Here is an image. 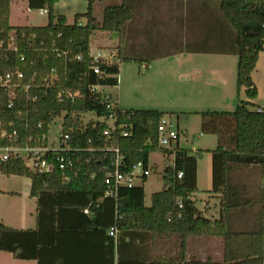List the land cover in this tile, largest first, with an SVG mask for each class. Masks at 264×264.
Wrapping results in <instances>:
<instances>
[{
	"label": "trees",
	"instance_id": "trees-1",
	"mask_svg": "<svg viewBox=\"0 0 264 264\" xmlns=\"http://www.w3.org/2000/svg\"><path fill=\"white\" fill-rule=\"evenodd\" d=\"M217 1L220 13L233 29L235 38L233 46L227 49L225 25L218 23V33L222 36L215 38L208 32L209 38H213L209 39L212 47L208 53L237 54L238 91L244 88L249 101H239L234 112L200 113L201 132L217 138V147L210 151L213 171L211 193L221 195L222 217L211 221L202 217L193 200L197 191L198 158L179 145L175 149L159 145L160 121L173 113L126 111L117 103L112 104L108 95L93 90L98 86H118L120 69L119 63L106 62L100 67L101 75L93 72L92 36L98 30L121 33L133 19L132 8L127 4L108 6L104 9L101 23H98L93 15L95 0H88L87 11L75 15L74 22L68 24L65 16L55 13L59 0H29L30 9L47 11L48 24L43 27H13L10 25L12 0H0V77L21 71L24 74L19 82L21 87H30L28 91L22 88L16 91L11 107L8 91L0 88L2 129L9 135L17 131V145L25 146L30 137L36 140L42 136L48 138L51 124L64 114L60 140L63 141L65 135L70 136V141L63 146L76 150L68 156L74 161V170L77 171V175L72 170L39 174L30 170L22 158L0 161L2 175L31 180L30 197L38 202L35 229L17 230L0 224V252L9 253L18 260L36 261L37 264H72L63 257V249L64 241H72L74 230L63 220L65 216L76 214L85 222L83 227L86 231L96 229L101 247L107 249L115 246V239L108 234L111 227L116 226L120 232L118 248L125 246L127 237L130 241L126 245L133 244L134 234L129 230L138 228L151 237L155 233L177 235L178 258L182 262L185 261L188 239L207 236L222 239L223 264H263L264 191L259 211L253 216H242L241 210L254 208L255 202L242 197L247 186L237 178L244 174L245 167L261 166L264 170V107L251 102L258 96L252 74L264 50V0ZM83 19L86 22L80 26ZM214 28L215 32L217 27ZM11 44L15 49H9ZM131 60L122 58L125 62ZM52 71L56 77L53 80ZM69 94L80 96L71 99ZM59 95L63 99L61 102ZM89 112L105 121L84 124L82 116ZM109 120H113L112 126L108 124ZM39 124L41 128H38ZM106 130L110 132L109 136H105ZM124 132L128 133L126 137ZM0 145L10 146L12 143L5 139L0 140ZM115 149L120 151V170L123 173L129 172L139 162L148 167L149 156L153 152L174 156V165L167 166L163 173V189L151 197V207L145 206L143 186L122 188L117 198L106 197L105 178L115 168ZM180 172L183 175L178 179ZM146 178L141 181L144 183ZM85 210L89 216L84 214ZM241 220H244L245 227L240 224ZM234 221L240 228H235ZM99 246L95 245L96 248ZM129 263L161 264L154 259ZM118 264H125L120 254Z\"/></svg>",
	"mask_w": 264,
	"mask_h": 264
},
{
	"label": "rangeland",
	"instance_id": "rangeland-1",
	"mask_svg": "<svg viewBox=\"0 0 264 264\" xmlns=\"http://www.w3.org/2000/svg\"><path fill=\"white\" fill-rule=\"evenodd\" d=\"M116 1L118 0H111V3ZM144 2L140 7L132 8L136 17L133 22L126 24L123 28L125 58L129 57L132 60L122 61L120 88L116 86L97 87V90L106 94L110 92L112 101L119 103V108L126 111L159 110L173 113L167 116V120L173 124L174 128L180 129L179 146L196 156L200 170H203L209 160L208 153L217 147L215 144L217 138L211 134H199L202 120L199 115H193L187 119V115L182 114L188 110L197 109L194 108L195 105H192L193 101L208 97L207 91L200 94L201 89L195 90L194 82L190 80L193 78L191 74L193 69L197 67L206 69L208 71L204 73L207 75H210L211 70H215L227 78L229 86L226 89V95L229 97L231 94V103H224L217 109L218 111L234 112L239 101H249V99L244 88L238 91L237 54L222 57L223 59H218L219 57L214 55H203L201 58L204 62H201L200 56L190 57L186 54L193 51L208 52V49H211L212 43L207 42L206 37L208 32L213 34L216 22L225 25L227 40L225 47L227 49L233 46L234 31L221 15L220 3L217 0H144ZM181 2L197 4L196 9L185 8ZM84 3L87 2L73 0L68 5L70 9L77 7L79 9L84 7ZM126 3L129 6L134 5L132 0ZM19 4L21 7V0ZM103 5L98 4L95 10L98 22L101 21ZM29 17L34 25H43L47 21V16L40 15L38 10L30 11ZM19 23L14 21L13 24L17 26ZM119 37L116 33L96 31L92 36L91 52L100 51L103 56H106L112 48L119 45ZM205 48L207 49L201 51ZM262 93L261 98H256L251 102L264 107V86ZM63 118L64 114H61L50 126L48 143L52 148H58L60 145ZM82 121L87 124L91 121L104 122L105 120L89 112L82 116ZM113 123V120L108 121L110 126ZM178 142H174L169 149H175ZM173 160V155H165L161 151L150 154V166L155 168H151L149 184L146 188L147 206L151 205L152 193L162 189L164 170L167 165H173ZM244 169V174L237 178L240 183L247 186L242 197L253 200L255 207L241 210V213L242 216L247 214L253 216L261 207L264 170L261 166ZM138 182L140 181H136ZM29 190L28 178L7 177L0 172V224L21 228L33 226L35 204L29 198ZM11 193L16 195H11ZM198 197L208 199L202 190L198 193ZM240 222L243 226L244 220ZM0 264H37V262L14 259L11 254L0 252Z\"/></svg>",
	"mask_w": 264,
	"mask_h": 264
},
{
	"label": "crops",
	"instance_id": "crops-1",
	"mask_svg": "<svg viewBox=\"0 0 264 264\" xmlns=\"http://www.w3.org/2000/svg\"><path fill=\"white\" fill-rule=\"evenodd\" d=\"M19 1L20 0H12L11 2V12H10V25L11 26L13 27H43L48 24V16L45 13L41 14L42 10H38V11L40 15L47 16L46 23H44L43 25L32 24L30 17H29V13L30 11H36V9L33 10L29 8V0H21L22 1L21 7L19 6L20 5ZM71 1L73 0H59V2L55 5V13L57 15L65 16L68 24H72L74 22L75 15L85 13L88 7V0H85V2L87 3H84L85 4L84 7H80L79 9H77L78 7L75 9H70L69 8L70 6L68 4ZM119 2H124L123 4H127L126 2H128V0H118L115 3L114 2L111 3V0H95V3L93 5V15L95 19H96L95 10L98 4H102V5L104 4L102 7V17H101V21H102L104 9L108 6L122 5ZM132 2L134 3V5L132 4L130 7L133 9H136V7L142 6V3L144 2V0H132ZM182 5H185V8L190 7L189 9L192 8L191 10H193V8L196 9L197 4H194V3L191 4V2H186V3L183 2ZM133 14H134V11H133ZM135 17L136 16L134 14L133 19L127 24L133 22ZM14 21H18L20 23L16 26L13 24ZM101 21L100 22L97 21V22L101 23ZM80 22L84 24L86 20L83 19ZM215 25L217 27V30L214 32L215 34L210 33V35L211 36L215 35L214 37L218 38L222 35L218 33L219 32L218 22H216ZM123 33L124 32L122 29L121 33L118 34L120 36L119 45L115 48H112L109 51V53L106 55V57H110L109 62L119 63L120 72L118 75V86H116V88L118 89L120 88L122 58H125V52H126L125 47L123 45L124 41L122 39ZM210 35L209 33H207L206 41L212 43L211 40L213 38H209ZM128 38H130V36H128ZM208 39H211V40H208ZM205 49H201V50H205ZM92 54H95V53H92ZM231 54H234V53H208V52L193 51L192 53H187L186 55H189L190 57L200 56L199 59H201V62H204L203 58H201V56L203 55H214L215 57H219L218 59H223L222 57L230 56ZM206 71L208 70L197 67V68H194L193 72L191 73L193 78H191L190 80L194 82L193 86L195 90L201 89L200 94H202L203 91H207L208 97H205V98L201 97V99L199 100L197 99L196 101L192 102V105L196 106L194 108H197V109L188 110V112L186 111L185 113H182L184 115H187V119H190V117H192L193 115L195 116L199 115V117L202 119L200 115V113L202 112H222V111H218L217 109H219L220 106L223 105L224 103L225 104L231 103V94H229V97H227L226 95V89L229 86V82H227V78L223 76L222 74H220V72H217L215 70H211L210 75H207V73H204ZM252 78L258 90L257 98L259 97L261 98L263 95L262 87L264 86V50L259 56L256 69L252 74ZM106 95H108L110 99L113 100L112 94L110 92ZM117 104L119 106V103ZM258 106L263 107L261 105H258ZM201 125H202V120H201L200 126ZM184 134H186L185 131H184ZM199 134L202 135L203 133L200 131ZM177 144L179 145V142ZM215 144L217 145V143ZM208 155H209V160L206 163L203 170H200V167L197 163V171H196L197 191L193 195V200L196 202V207L199 213L202 215V217L209 219L211 221H215V220H219L222 217L221 195L211 193V190L213 188L212 154L209 152ZM173 165H174V160H173ZM148 167L150 169L155 168V167L150 166L149 161H148ZM29 181H30L29 198L35 204L34 224L32 227H26V228L11 227L13 229L28 230V229H35L37 226L38 202L36 198L30 197L31 180L29 179ZM148 184H149V176L146 178L144 183L140 181L136 183V186L144 187L145 206L151 207V205L150 206L146 205V197H147L146 188ZM163 187H164V182L162 185V189ZM201 190L205 193L206 197L210 200L208 199L204 200L198 197V193ZM154 193H157V192H154ZM154 193H152V195ZM11 195H16V194L11 193ZM151 204H152V201H151ZM85 215L89 216L88 214H85ZM64 219L65 220H63V223L66 226H73V230H74V233L72 234L73 235L72 241L68 239L64 241L65 248L63 249V257L67 258V261L71 262L72 264H118L119 254L123 257L125 264H130L129 262L133 260H136L137 262H147L150 259L159 260L161 264H166L167 262H170L171 264H187V263H190V264H210V263L211 264H223V261H224V244L221 238L207 237V236L190 237L187 242L185 261L182 262L181 259L178 258L179 242H178V237L175 234L165 235L162 233H155L154 236L151 237L147 235L142 229L131 228L129 232L134 234L133 244H131L130 246L126 245L130 241V239L127 237L125 240V246L123 245L124 246L123 248L122 247L118 248L117 238L119 237V234H120V232H118L117 238H114L115 246L107 249L105 247H101V240L97 238V234H95L96 229L94 231H89V232L84 229L83 226L85 222L82 220V218H78V216L74 214V215L65 216ZM234 224H235V228L237 229L240 228V225H238L239 224L238 222ZM263 225H264V202H263ZM108 234L110 235V230H108ZM98 239L100 240L99 243H98ZM95 245H100V246L96 248ZM263 264H264V261H263Z\"/></svg>",
	"mask_w": 264,
	"mask_h": 264
},
{
	"label": "built area",
	"instance_id": "built-area-1",
	"mask_svg": "<svg viewBox=\"0 0 264 264\" xmlns=\"http://www.w3.org/2000/svg\"><path fill=\"white\" fill-rule=\"evenodd\" d=\"M47 14L46 10H42L41 14ZM79 25H83L82 22ZM13 39V38H12ZM9 49H15L14 45L11 44ZM92 63L91 69L96 75H101V65L109 62L110 57L103 56L101 52L92 54ZM24 61V58L21 59ZM24 78V74L21 71H16L14 73H8L0 77V88L5 89L9 93L10 107L14 103L16 91L18 89H23L25 91L29 90V86L21 87L20 80ZM56 79L55 72L52 71V80ZM101 87V86H98ZM94 91H97V87L93 88ZM102 93V92H101ZM104 94V93H102ZM71 99L79 97V94H69ZM36 98H33L35 100ZM59 102H61L62 96H58ZM111 103L114 102L111 100ZM112 105L109 106L111 108ZM258 112H262V109H258ZM111 118H113L111 116ZM41 124L38 125V128H41ZM61 134V133H60ZM105 136H109L110 132L106 130L104 132ZM127 132L123 133V136L126 137ZM60 137H62L60 135ZM158 137L159 145L162 148H170L174 142H178L180 138V129L174 128L173 124L167 120V117H164L158 126ZM8 139L12 143L10 146H1L0 145V161H7L12 157L22 158L27 167L35 173L39 174H51L55 171L66 172L67 170H72V172L77 175V171L74 170V161L68 156V153L76 151L70 147H64L63 143L70 141V136H63V141L60 140V146L58 148H52L49 146L48 138L42 136L41 139L36 140L32 137L28 138V143L25 146L17 145L19 143V136L17 131H14L12 134L2 129V123L0 121V140ZM47 142V143H46ZM115 168L113 171L107 173L105 178V185L107 187L106 197L117 198L119 191L122 188H133L136 186V181H141L143 177H148L151 173V169L146 167L142 162H139L131 168L127 173H123L120 170V165L122 157L119 149H115ZM170 166V165H168ZM182 173L180 172L177 175L178 179L182 178ZM67 182L69 178H66ZM181 208V203L179 202ZM85 214H88V210L84 211ZM110 236L117 238L118 228L116 226L110 229Z\"/></svg>",
	"mask_w": 264,
	"mask_h": 264
}]
</instances>
